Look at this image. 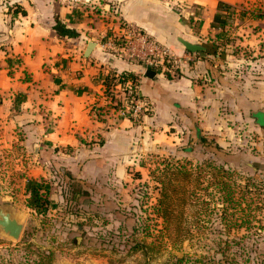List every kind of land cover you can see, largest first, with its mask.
<instances>
[{
    "label": "crops",
    "instance_id": "crops-1",
    "mask_svg": "<svg viewBox=\"0 0 264 264\" xmlns=\"http://www.w3.org/2000/svg\"><path fill=\"white\" fill-rule=\"evenodd\" d=\"M256 8L264 10V0H0V153L24 167L27 207V185L35 182L48 189L50 203L42 212L29 208L35 213L64 210L74 185L86 198L82 216L110 213V201L121 203L140 182L131 171L143 170L148 154L200 149L264 175V14L250 11ZM124 25L184 58L181 70L151 69L148 77L116 53L112 38ZM111 70L139 77L149 115L94 114L109 103ZM250 133L256 156L246 149L251 160L230 155Z\"/></svg>",
    "mask_w": 264,
    "mask_h": 264
},
{
    "label": "rangeland",
    "instance_id": "rangeland-1",
    "mask_svg": "<svg viewBox=\"0 0 264 264\" xmlns=\"http://www.w3.org/2000/svg\"><path fill=\"white\" fill-rule=\"evenodd\" d=\"M253 140L227 151L251 160ZM220 156L145 155L132 193L86 218L29 209L24 167L0 153V203L26 209L12 208L24 221L18 240L0 232V264H264V175Z\"/></svg>",
    "mask_w": 264,
    "mask_h": 264
},
{
    "label": "built area",
    "instance_id": "built-area-1",
    "mask_svg": "<svg viewBox=\"0 0 264 264\" xmlns=\"http://www.w3.org/2000/svg\"><path fill=\"white\" fill-rule=\"evenodd\" d=\"M77 1V0H73ZM253 14L263 15L262 9L250 10ZM112 49L129 61L138 63L146 69L161 70L176 73L181 70L184 58H179L170 49L164 47L132 26H123L120 35L113 36ZM138 85L128 81L117 87L121 97V107L117 110L124 117L139 120L149 115L153 110L152 103L141 97L137 91ZM111 102V100H109Z\"/></svg>",
    "mask_w": 264,
    "mask_h": 264
},
{
    "label": "trees",
    "instance_id": "trees-1",
    "mask_svg": "<svg viewBox=\"0 0 264 264\" xmlns=\"http://www.w3.org/2000/svg\"><path fill=\"white\" fill-rule=\"evenodd\" d=\"M128 81H132L134 85H139L140 79L138 76L132 73H123L118 74L116 71H109L105 79V96L108 98L109 103L104 107H93L94 114L101 119L102 116L109 110L113 109L117 111L121 107V97L117 91V87ZM150 114V113H149ZM203 142H208L203 139ZM209 146L212 148H218L217 145H214V142L211 140L208 142ZM215 146V147H214ZM215 154V153H214ZM77 186H72L68 191V194L65 196L64 203V212L66 214H78L82 215L83 205L86 202L85 195L77 190ZM27 190L30 192L31 197L29 199L28 205L37 212H42L47 210L49 207V191L47 188H43V185L37 184L35 182H30L27 185Z\"/></svg>",
    "mask_w": 264,
    "mask_h": 264
},
{
    "label": "water",
    "instance_id": "water-1",
    "mask_svg": "<svg viewBox=\"0 0 264 264\" xmlns=\"http://www.w3.org/2000/svg\"><path fill=\"white\" fill-rule=\"evenodd\" d=\"M180 42L187 50L193 53L198 52L204 57L207 56L204 47L193 45L183 39H181ZM93 47L94 43H90L86 50V54H88ZM155 74L156 73L151 69H148L146 72V76L148 77H152ZM23 229L24 221L19 218V215L13 211L12 207L10 205H0V232L13 240H18L22 235Z\"/></svg>",
    "mask_w": 264,
    "mask_h": 264
}]
</instances>
